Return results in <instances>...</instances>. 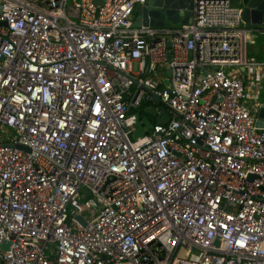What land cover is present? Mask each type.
<instances>
[{
    "label": "built area",
    "instance_id": "built-area-1",
    "mask_svg": "<svg viewBox=\"0 0 264 264\" xmlns=\"http://www.w3.org/2000/svg\"><path fill=\"white\" fill-rule=\"evenodd\" d=\"M146 1L0 0V264H264V28L232 0L135 26Z\"/></svg>",
    "mask_w": 264,
    "mask_h": 264
},
{
    "label": "water",
    "instance_id": "water-1",
    "mask_svg": "<svg viewBox=\"0 0 264 264\" xmlns=\"http://www.w3.org/2000/svg\"><path fill=\"white\" fill-rule=\"evenodd\" d=\"M102 3V0H96ZM194 0H147L144 4L138 5L135 26H166L168 24L180 25L192 21ZM243 7V19L246 26L261 29L264 28V0H232ZM171 46V43L168 44ZM171 70L168 71V74ZM166 84L169 81L166 80ZM153 103L143 111L137 113L136 130L134 138H138L147 133L156 123H166L171 116L163 104L161 97L157 93H152ZM264 104V102H263ZM145 115L142 116V113ZM259 126L264 127V106L259 114ZM83 224L85 220L80 218ZM1 247L8 249L9 243L4 242Z\"/></svg>",
    "mask_w": 264,
    "mask_h": 264
},
{
    "label": "crops",
    "instance_id": "crops-1",
    "mask_svg": "<svg viewBox=\"0 0 264 264\" xmlns=\"http://www.w3.org/2000/svg\"><path fill=\"white\" fill-rule=\"evenodd\" d=\"M134 20L136 17L134 15ZM249 54L260 59H264V32L254 31L249 34L248 39Z\"/></svg>",
    "mask_w": 264,
    "mask_h": 264
},
{
    "label": "rangeland",
    "instance_id": "rangeland-1",
    "mask_svg": "<svg viewBox=\"0 0 264 264\" xmlns=\"http://www.w3.org/2000/svg\"><path fill=\"white\" fill-rule=\"evenodd\" d=\"M233 5H239V4L237 2L233 1ZM135 17H137V12L136 11H135ZM258 59H260V58H258ZM261 60H264V59H261ZM89 200H90V202H88V206H89L90 209H97L99 207V205L96 202L94 197L90 196Z\"/></svg>",
    "mask_w": 264,
    "mask_h": 264
},
{
    "label": "trees",
    "instance_id": "trees-1",
    "mask_svg": "<svg viewBox=\"0 0 264 264\" xmlns=\"http://www.w3.org/2000/svg\"><path fill=\"white\" fill-rule=\"evenodd\" d=\"M142 111H143V109H142Z\"/></svg>",
    "mask_w": 264,
    "mask_h": 264
}]
</instances>
